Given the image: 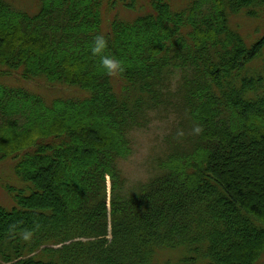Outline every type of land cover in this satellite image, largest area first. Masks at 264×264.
Returning a JSON list of instances; mask_svg holds the SVG:
<instances>
[{"label":"trees","instance_id":"16d2710c","mask_svg":"<svg viewBox=\"0 0 264 264\" xmlns=\"http://www.w3.org/2000/svg\"><path fill=\"white\" fill-rule=\"evenodd\" d=\"M37 1L0 0V76L80 94L0 82V161L28 190L0 206V264H258L264 76L246 66L264 33L247 41L230 17H262L264 0ZM97 35L119 76L92 54ZM170 110L164 158L128 185L131 131Z\"/></svg>","mask_w":264,"mask_h":264},{"label":"rangeland","instance_id":"374dc122","mask_svg":"<svg viewBox=\"0 0 264 264\" xmlns=\"http://www.w3.org/2000/svg\"><path fill=\"white\" fill-rule=\"evenodd\" d=\"M7 1L12 6L28 13L35 11L38 2L37 0ZM179 3L181 5L184 1H179ZM134 14V12L124 11V15L128 17H133ZM230 24L233 27H237L247 41L253 40L264 33V16L253 18L246 17L243 14H235L231 15ZM2 69L5 71L4 68ZM246 69L249 74L264 76V49L257 59L252 60L246 66ZM0 82L26 87L48 99L62 96H78L80 94L72 88L61 85H49L42 79L25 81L14 73L0 76ZM262 93L263 91L261 90L258 92V94ZM174 128L175 116L173 111L170 110L169 113L165 114H156L153 111L144 126L131 131L133 153L128 160L122 163V171L128 185L145 181L147 177L155 173L156 163L163 159L167 152L166 137L173 132ZM14 164L15 160L10 158L0 161V206L7 209L14 206L12 193L22 191L23 194H28L27 189L21 188L24 184L14 172ZM172 254L174 255V253ZM170 256L172 255H167L166 258ZM258 264H264V255Z\"/></svg>","mask_w":264,"mask_h":264},{"label":"clouds","instance_id":"9594fccd","mask_svg":"<svg viewBox=\"0 0 264 264\" xmlns=\"http://www.w3.org/2000/svg\"><path fill=\"white\" fill-rule=\"evenodd\" d=\"M107 48V41L103 35H97L94 37L91 45V52L93 55L100 57L101 68L105 71L108 76L116 77L124 71L123 62L111 55H104ZM202 131L201 127L196 126L193 128L195 134H199ZM183 135V133H180ZM29 234L24 235V239L29 238Z\"/></svg>","mask_w":264,"mask_h":264},{"label":"bare ground","instance_id":"6f19581e","mask_svg":"<svg viewBox=\"0 0 264 264\" xmlns=\"http://www.w3.org/2000/svg\"><path fill=\"white\" fill-rule=\"evenodd\" d=\"M108 186H109V183H108Z\"/></svg>","mask_w":264,"mask_h":264}]
</instances>
